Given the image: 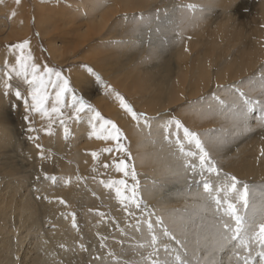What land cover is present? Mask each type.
<instances>
[{"label":"rangeland","instance_id":"1","mask_svg":"<svg viewBox=\"0 0 264 264\" xmlns=\"http://www.w3.org/2000/svg\"><path fill=\"white\" fill-rule=\"evenodd\" d=\"M88 1L89 0L71 1L73 5L69 4L68 8L66 6L67 10L68 9L70 10V14H69V17L66 19L67 21L64 19L65 22L63 19L61 20L57 15H55L54 21H56V22L53 21V22L49 23V21H47V23H45V22L43 23V18L41 19L40 17H37L38 12H36V11H38V9L39 10H41V9L45 10L48 8L52 9L51 7H53L52 10H54V7H55V9H58L59 7L65 8L64 2L66 3V1L63 2L62 0H59V1L58 0H19V3H18L19 6L20 5L23 6L22 8H19V12H18V16L21 19V21H20V24H18L17 27L15 28L16 30H12L10 28L11 27L10 24H11V20H12L11 18H13V14L10 11V6H8V4H7L8 2H6V0H0V23H2L4 26L3 27L4 29H2V30L0 29V123H1L0 124V152H2V151L9 152L11 149H15L13 146L6 144L10 138V141H13L14 143L18 142L19 146L15 150L16 151L18 150L17 151L18 155L22 159H26L25 161L23 160V163H25V164L19 162L22 166L17 167V170L19 169L18 171L21 170V171L25 172V173L22 172L21 174H19V177L22 175L21 178L19 179V181L17 179L15 180V177H13V176H11L13 179H10L9 181L6 180L7 178H6V175L4 176V174H5L4 171L9 172L10 169L8 168V166L10 164L9 163L8 164H1V166H0V186L4 187V185H5V187L0 188V191H4L3 192L4 194L0 196V198H2L3 200L0 199V202L4 201L3 204L6 205V207H7V203H8L7 208L12 210V213L14 212L12 215L11 211L10 210L8 211L6 208L7 212L5 211V214H4V217L7 219V225H6L5 231L10 232V230H11L14 232L13 229H9V228H10V226H12V224L16 225V222H18V218H20L19 215L21 216V214H20L21 212L17 211V208L15 206H12L11 204H12V202H14V200L19 202L20 201L19 197H21L23 192H25V193H27V195L31 196L30 201L32 202V200H33L34 203L36 202L35 204H36V207L38 208L37 212H39L37 214L39 216H37V215L36 216L38 217V227H40V228L38 229V227H36L38 229L39 233L36 234L35 238L38 237V234H39V236L43 234V230L50 226L47 224L51 223L50 222L51 220H55V215L57 212H59V209H61L60 207H62L61 212H65V210H66L65 213L68 212L67 213L68 215H65V216L71 215V216H69L70 218L68 219V221L70 222L72 227H73L72 213L75 214V223H76L79 231H81L80 228L82 227V224L84 223V217H82V212H80L81 210L79 209L78 205L80 207H83L82 209L85 210V212H84L85 215L90 213L91 215L96 216L95 219L89 223L90 227H95L98 230V232L101 233L102 235L107 233V235L109 237H111V239H114V236L117 235L118 238L120 239V241H119V243H117L115 240H113L112 241L113 243H109L107 251L100 252V254H98L94 258L91 257L90 261H89V259L87 261H86V259H83L82 262L83 263L87 262V264H103V263H105L104 260H106V259H104V256L108 255L109 259L112 258V262L114 260V261H116L115 264H117V261H119V264H121L120 260H118V259L115 260V258H113L112 255L110 256L109 253L110 252L112 253V251L115 249L117 244H119V246L122 247L124 242H125V239H123L125 234L120 231L121 228H120L119 224L124 222L125 224L135 225L137 219L142 218L141 209H143L144 205H147V204L145 203L146 200H144L143 195L140 191V187H141V185H143L141 177L143 174L146 173L147 168H146V165L143 166V165H139V164L135 163V160H136L135 157H137V155L140 153V152H138V150L141 149V146L139 143H142V141H144V136H142L140 138V137H135V135H133L132 140L129 141L128 137L126 136L124 130L121 127V123H124L127 121L130 123L132 122V124H135V125L138 123L136 121H134L131 118V116L128 113H126L120 107V103H119L118 99L116 98V94L123 96L125 98V101L127 103H129L137 113L146 114V116L149 118L148 125L145 126L143 121H140L139 124H142L141 126H143L147 129L146 130L147 139H151L152 135L155 134L154 139H158L157 141L160 140L159 143L165 144L168 147L169 152L176 154V155L179 154L177 152V150L175 149V146H174L175 136H172L173 138L171 137V139L174 140L173 144H171L172 146L167 141L164 140V135L166 134L164 132V123H166L172 117H175L176 119L180 120L190 130L195 131V132L197 131V133L200 134L201 139L203 138L202 140L206 141V137L209 136L207 134L209 131L208 132L206 131L209 129L208 126L210 124H212V125L219 124L223 120L222 112L220 109L221 106L217 103V101H215L213 99H211L213 102H211V101L208 102V101H204L202 98L199 100H195V98L198 96L201 97L203 92H205V90L207 91V89H209L210 85H212L213 84L212 82H214V81L218 80L217 81L219 83V84H217L218 89L222 87V85H220L221 84L220 81L222 80V77H223L222 73L217 72L215 75L211 74V73L215 72L216 69L219 68V65L223 62L224 58L226 57L225 53L227 50H229V49H232L233 51L235 49L242 50L244 48V46H242L243 44L251 43V45L253 44L252 45L253 50L247 49L248 51L247 50L243 51V54H242L243 56L241 55V58H240L241 62H243V64H244V67L247 68V69L245 68V71L250 72V69H252L253 66H255L257 61L258 62L260 61L259 64L257 65V67L261 63H264V60H263V58H264L263 57V55H264V9L261 10L262 8H264V0H256L257 1L256 5L255 6L253 5V8L250 6V4L253 3V2H251V0H239V3L236 5V8H234L231 12L232 14H234V18L232 19L231 23L233 24L232 30H235V31H233V33L235 35L232 33V36L230 34L228 37H226V35L229 32L226 30L227 25L224 23V21L222 20L221 17H218V18L214 17L212 15L211 10H210L212 8L213 9L215 8L216 13H220V10L223 8L226 0H124V3L121 2L123 0H120V1L119 0H105L104 2H103V0H100L104 3L103 5H105V6H103L102 11H100L101 13L104 10L107 12L110 11L112 13L113 11L110 8L113 7V9H114L116 2H119V3H117V5H121L122 8L119 6V8H121V9H123V7L127 6L130 10V8H132L133 6H139L136 9L131 11L132 13L136 12L137 15H136V13L132 14L131 16H128L131 19L128 18L127 19L128 21L122 20V22H121V19L119 22V19L117 18V16H118V14L122 15L123 10L122 11H121V9L119 10L117 5L115 8L116 10L114 9L116 11L115 12L116 14L113 12L115 14L114 15L115 17L113 16L115 18V19H113V21L116 22V19H117V21L119 22L117 24L114 22L115 28L117 27L118 30H120L119 28H121V31L122 30H124L126 32L128 31L127 33L131 32V34H135V33H138L142 29H147V30L150 29L148 32L153 30L152 23H154L155 20L151 22V19L149 20L147 17H144V20H139V19L133 20L132 19L134 16L139 17L140 15H143V14H141L142 12L145 13L147 11V12H149L148 14L153 13L155 17H157V15H159L167 21V23L163 24L162 28H157L159 30L156 29V32L154 31L157 35L162 34L161 36L163 37V39H161L160 35H158V40H152L153 42L151 41V38H148V40H149V41L147 40L148 45L142 50L139 49L140 51L139 50L134 51L131 48L133 46L138 47L139 44L138 43L136 44L134 42H133L134 44H132L131 39L127 38L126 32H124V34H126V36L123 38H115L113 40L110 39L109 41H98L99 38L97 37L98 36L97 34H99V33L97 32V34H96V31H99L98 30L99 25H98V27H96V25H94V22L93 23L91 22L93 24V25H91L90 21L88 22V20H86V17H85L86 16L85 13L91 14L90 11H92L90 2L88 3ZM126 4H128V5H126ZM151 4L154 5L152 8H150ZM187 4H195L198 6V9L195 12V14L190 13L186 8L183 7ZM74 5H75V7H74ZM35 6H37V9ZM88 6L90 7V10H89ZM100 8L97 7V9H99V10H100ZM61 9H63V8H61ZM200 9H202V10H200ZM79 10L81 11L82 14L79 13L80 12ZM76 11H78V12H76ZM117 11H118V13H117ZM119 11H121V13ZM52 13H53V11H50V14H52ZM75 13H78L80 16V18L77 17V19H79V20H76V21L79 24L77 25V23H76V26H75L76 21L73 22V20H72V19L75 20V16H73V15H76ZM138 13H140V14H138ZM71 14H73V15H71ZM94 14L99 15L100 13H99V11H96V13H94ZM104 14H102L103 17L101 16V14L99 15V17L104 18V16H105ZM55 18H56V20H55ZM171 18H173L174 21L170 20ZM80 20H81V22H79ZM39 21L41 22L40 24H38ZM60 21H62V22H60ZM124 21L126 24L124 23ZM8 22L10 24H8ZM66 22H68V24ZM96 22H98V20ZM35 23L37 24V26ZM99 23H97V24H99ZM231 23H228V24H231ZM45 24H46V28H45ZM47 24H48V26H47ZM69 24L71 26H73L75 29L78 26H82V25H84V26H82L84 28L81 27V28H79V30L76 29L73 31V30H71V28L73 29V27H70ZM120 24L121 25L125 24V25H123V27H122V26H120ZM215 24H217V25H215ZM242 25H243V27H242ZM8 26H9V28H8ZM86 26L90 27V29L92 28V31L90 30L88 32ZM94 26L96 27V29H94L95 28ZM149 26H151V27H149ZM43 27L45 28V30L48 34L43 31V29H44ZM239 27H240V29H239ZM49 28L53 29L52 31L54 33L52 31H49ZM193 28L195 30H193ZM244 29H245V31H244ZM15 31H16V33H15ZM78 31H79V33H77ZM6 32H9L12 36ZM49 32H52V33H49ZM101 32H102V30H101ZM73 33L76 36H82V37H85L86 34H87V36L95 34V36L97 37L96 41L98 43L95 42L93 39L91 41V45L93 43H94V45L93 46L90 45L92 48L91 47L89 48V46L80 47L78 49V51L75 53V55H72L69 52L71 49L74 48L73 47V46H75L74 41H75V39H77L75 36L73 37V35H74ZM115 33L117 34V31H115ZM248 34L250 35V37ZM5 35L7 38L5 37ZM22 35H25V36L23 37ZM54 35H55V38H54ZM214 36H216L215 37L216 39L214 38ZM237 36H238V38H237ZM210 37H212V38H210ZM9 38H11V40ZM226 38H230V40L227 41ZM119 39H123V41L119 40ZM127 39L130 41L128 42ZM235 39H237V40H235ZM60 40H61V47L59 46V48H58V45H60L59 44ZM247 40H249V41H247ZM24 41L29 42L28 43L29 49L28 48L24 49V53L27 54L30 52L32 54V56L34 57L33 62L36 63L37 65H39L41 67V69L43 68L44 65H47L48 67L54 69L55 71H59L61 73V75L69 81V87L72 89V91L69 93H66L65 97H64L66 107L63 108L62 111L64 112L65 123H64V125H61L59 120H57L54 117L53 118L54 122L52 123V127H51V134L46 133V130L48 128V123H49V121L47 119L42 118L38 113L30 112V111L26 110L24 100L27 99L28 103H30V105H31L32 100H31L30 92L32 89L26 83H24L22 78L17 79V80L19 82H21V84H23L24 87L16 86V84L14 85L10 81L11 85L13 84L12 86L14 88L12 87L11 88L12 90L11 89L9 90L8 95L4 94L5 89L3 88V81H4L5 77H4L3 73L5 70L4 69L5 62H7L9 65L15 64L16 57L18 55H20V52L14 46L17 44H21ZM111 42H112V44H111ZM150 43H153V44L151 45ZM170 43L173 45V47H171V48H173V50L170 52H167V53H162V55H169L170 54L169 57L171 58V64L179 65L181 67H180L179 71L175 72V75L173 78V83H172V86H173L172 88L174 91H173V94L171 93L172 95H170V97H169V101H171V102L176 101L175 107H173L172 109H167L166 112L163 113L162 117H160V116H157L156 114L151 115V113H149L147 111L149 106H151L152 103H156V102L145 101V103H144V100L142 101L138 97H141L142 93H143V95L150 94L149 85H148V83H147V85L145 84L146 83L145 80H147L146 76L148 75L147 66L149 67V65L152 66L153 64H155L156 63V56L161 55L160 51L162 50V48H165L162 45H168ZM228 44H230V45L232 44L231 47H226V45H228ZM54 45H57V46H55V49H53ZM194 46H195V48H194ZM67 48L69 49V52L66 51ZM96 48H98V49H96ZM63 51L65 53L68 52V54L67 55L64 54ZM92 51H93V53H89ZM144 51H146V53H144V54L140 53V52H144ZM51 52H53L54 55L55 54L57 55V57H58L57 60L59 59V61L54 59V55ZM115 52H120L121 54L120 53L116 54ZM132 53H134V55H136V54L141 55L140 56L141 58L138 57L136 61H134L133 63L131 62V65H133L134 68H132L131 65L129 66V68H130V70L132 69V71H130L129 69L124 70L123 73L124 74L126 73L125 75L123 73H121L119 75H115V74L111 75L110 74L111 75L110 76L111 81L107 80V78L104 77L106 75V73H104V71H106L107 74H109L111 72L109 69L112 68L110 66L114 65L113 62L114 63H115V61H117L118 63L123 62L126 55H128V56L130 55L129 57L135 58V56L132 55ZM117 55H119V56H117ZM122 55H124L123 56L124 58L121 57ZM172 55H174L175 57ZM86 56H87V58H86ZM111 56H113L115 58H112ZM116 57H118V58H116ZM142 57L144 59H142ZM173 57H174V59H177L178 61L174 60ZM88 58H89V60H88ZM91 58H93V60ZM103 58H105L104 62H103ZM85 59H87L88 61L87 60L85 61ZM221 60H222V62H221ZM262 60H263V62H262ZM99 61H101V62H99ZM107 61H108V63H107ZM109 62H110V64H109ZM204 63H207V64L205 65ZM107 64H109L110 66ZM140 64H142V65H140ZM210 64L212 65V68H211ZM95 66H98V67H95ZM106 66H107V68L109 67V69H107ZM203 66H205L206 68ZM232 66H233V68L235 67L234 64ZM257 67L254 70H251V72L249 74L253 73L257 69ZM243 68L239 69V71L243 72ZM89 69H91L92 71L89 72ZM99 69L102 70V73L100 71H98ZM263 70H264V67H263ZM135 71L138 72V74ZM130 72L131 73L133 72V73L131 74ZM143 72H144V74H143ZM158 72L159 71L156 69L152 70L153 74L157 75ZM178 72H180V73H178ZM200 74H202V76ZM97 76L100 77L99 81L96 79ZM128 76H130L136 84H134L133 81H131V78ZM196 76L199 78H196ZM204 77H206V78H204ZM188 78H191V79H188ZM14 79H16V78H14ZM14 79L12 81L15 82ZM123 79H125V80H123ZM52 80L55 81L56 77L53 76ZM83 80H84V82H83ZM117 80H119V81H117ZM122 80H123V82H122ZM174 80L176 81V83ZM119 82H120V84H119ZM126 82L131 83V84H127V86H126L125 85ZM242 82L243 81H241V85H242ZM113 83H116L117 85L113 84ZM132 83H133V85H132ZM218 85H219V87H218ZM15 86L17 89L15 88ZM130 86H133V87H130ZM176 87H178V88H176ZM253 87H256L255 90L249 91V89L253 88ZM239 88H241V90H243V91L245 90V92L248 95H251V94H254L255 92L261 91L258 88V86H254V85L251 86L250 84H245V83L242 86H240ZM155 89L156 88H153V90H155ZM16 90H19L21 92L20 98H17L16 95L14 94ZM56 90H58V89H53V88L49 87L48 91L51 94V96H50V99H49L46 107H50L51 104L53 103ZM132 91L135 93H133ZM191 92H192V94H191ZM24 93H26V94H24ZM136 93H138V94H136ZM139 93L141 94V96ZM193 93H195V94H193ZM73 94L76 95L77 98H82L84 101H86L87 104H90L96 111H98L101 114V116L104 119L113 121L124 133V136L126 137V139L122 140L121 142L126 146V148L131 152V155L133 156V160L128 161V163L135 165L136 172H137V178L140 181V187L138 189L139 198L142 199V201H143V203L141 205V209H137V208H135V206H132L130 208V211L135 214L134 216L129 215L128 212H126L122 208V206L120 205V203L118 202V200L116 198L115 191L113 189L106 188L103 184L100 183V181H102V180L107 182L109 180H120V179L127 180L129 185L134 183L130 177H124L122 173L116 172L115 168L111 166L113 164V161H118L121 158L127 159V156L125 153H120V152L115 151V142L110 141V140L109 141L98 140L94 136L91 135L92 126L89 123V119H90L91 115H94V113H88L87 109H85L84 112L79 113L80 118L79 119L76 118V114L74 113V110L72 108V103H73L72 102V95ZM176 95H178V96H176ZM181 97H185V99L182 102L183 104L180 102L177 103V101H178L177 99H179ZM132 98H135V99H133L134 101L132 100ZM186 100H187V102H186ZM202 102H204V106L198 105ZM136 103H137V105H136ZM195 103L197 104V106H195ZM208 103H214V105H215V109L212 110L213 112L211 114H210L211 108L214 106L212 104V107H211V104H208ZM139 105L140 106L142 105L144 108L142 106L141 107L144 110ZM110 106H112V107H110ZM107 110H110V111L107 112ZM114 111H117V112H114ZM214 111H215V113H214ZM258 111H260V109L257 110V112ZM109 112H111V113H109ZM257 112L254 111L251 114L253 116H255ZM206 113H208V114H206ZM164 114H165V116H164ZM181 114H182V116H181ZM212 114H213V117L210 116ZM34 115H35V118H34ZM186 115H187V117H186ZM204 115H205V117H204ZM25 117H27V119H25ZM125 117H126V119H125L126 121L123 119ZM192 117H194V118H192ZM206 117L209 119L207 120ZM158 118H160V119L158 120ZM214 119L217 121L219 120V121L217 122ZM151 120L152 121L157 120L154 122V124H157V127H155V128L153 127V129H152L155 131V133H154V131L149 129L150 125H152V123L150 122ZM161 120L163 121V123L161 122ZM158 121H160L161 123H156ZM211 121L212 122L214 121L215 124L212 123ZM95 123L97 124V127H99L100 122L97 121ZM190 123L191 124L193 123V124L191 125ZM65 127H67L69 130V135H68L67 139L65 138V133H64ZM197 127H199V128L197 129ZM29 128L34 129V131H29ZM8 129L13 134L10 133L8 131ZM150 130H151V132H149ZM171 131L174 132L175 129L173 128ZM201 132L204 134L205 137L203 136V134H201ZM4 134H6V135H4ZM206 134H207V136H206ZM179 135L182 138L183 132L180 131ZM33 137H36L37 139H32ZM133 140H135V141H133ZM138 140H140V141H138ZM204 144H205L206 150L209 151V148H207V146H206L207 142L206 143L204 142ZM37 145H40V147L38 148ZM134 145H136L137 148H136V146L134 147ZM105 148H112L113 152L112 153L104 152L103 149H105ZM92 152H97L99 154L98 159H93V157L91 156ZM134 153H136L137 155ZM209 153H210L211 157L214 159V161L217 163V166L222 170L223 173L234 175L233 173L229 172L224 167H222L220 164H218L217 158H215V156L211 152H209ZM179 158H180V156H179ZM179 160L182 163V159L180 158ZM13 161H15V160H13ZM105 163L109 164L110 167L104 168L103 165ZM13 164H17V163H13ZM182 165H183V163H182ZM154 172L152 175H155L159 178H161V177L165 178L163 175L159 174L158 172H155V173ZM7 174H9V173H7ZM53 176H55L57 178L56 183H53L51 179L46 178V177H53ZM234 176H236L239 180L244 181L242 178H240L241 176H239V175H234ZM7 177H9V176H7ZM78 177H79V179H77ZM195 180L198 181L199 177H196ZM165 181L166 182H164L163 184L165 185V188H166V186H168V185H173V182L175 180L173 178H170L169 180L165 179ZM176 181L179 182L181 185L183 184L182 187L186 186L188 191L190 190V188H192L194 186V180H193V176L191 173H185L183 179H179V181L178 180H176ZM247 183L251 184L250 182H247ZM18 185L21 188L23 187L25 190L18 193V191H20V190H18L19 189ZM23 188H22V190H23ZM11 189H14V190L12 191ZM7 191H8V195H7ZM15 191L17 192L16 194H14ZM11 194H13V195H11ZM55 194H56V196H54ZM13 196H14V198H13ZM17 198H19V199H17ZM7 199H8V201H7ZM61 199L64 200L66 203H64V204L56 203V202H60ZM53 200H55V201H53ZM56 200H59V201H56ZM42 202L43 203L45 202L44 204H46V206H44L43 208L41 206ZM52 202H55V204L59 207V209L56 206L53 207V209L51 211L52 213H50V215H51L50 216L49 214H47V212L45 213L42 210H45L46 207H51L48 205H50V203L52 204ZM14 203H16V202H14ZM147 208H148V206H147ZM63 209H64V211H63ZM148 210H150V209H148ZM101 213L104 214L103 217H101V215H100ZM46 215H48V217ZM98 215H99V217H98ZM42 216H43V218H42ZM49 217H51V218H49ZM131 218H134V219L131 220ZM21 219L23 220V218H21ZM89 219H91V218L89 217ZM102 220L105 221L103 228L105 230L109 229L108 231H104L105 233L101 232ZM113 220H114V222L116 220V222L114 223ZM34 228L35 227H33V229ZM99 228H100V230H99ZM8 236L10 237V233ZM79 236H80L79 233H75L76 239H78ZM76 247L78 248L79 245L77 244ZM73 249H75V248H73ZM79 252L82 255H78L76 253L74 256L80 257V260H81L83 258L84 252L81 250H79ZM59 253L57 255L55 254L54 258H55V263L61 264L63 261L61 258L58 257ZM8 255H9L8 256L9 259H12V262H11L12 264H15V262L16 263L22 262L21 253L19 255L16 253H14L13 255H11V254H8ZM18 260H20V262ZM131 260H129V261L136 263L135 260H133V261H131ZM67 261H68V259H67ZM88 261H89V263H88ZM63 264H67V263H63ZM254 264H259V257H256Z\"/></svg>","mask_w":264,"mask_h":264},{"label":"bare ground","instance_id":"2","mask_svg":"<svg viewBox=\"0 0 264 264\" xmlns=\"http://www.w3.org/2000/svg\"><path fill=\"white\" fill-rule=\"evenodd\" d=\"M62 1L63 2L66 1V3L64 2L65 8L64 7H59L58 9H55V7H54V10H52L53 7H51L52 9H49L48 8V9H45V10H43V9L39 10L38 9V11H36V12H38L37 13V17H40L41 19L43 18V23L44 22L47 23V21H49V23L53 22L55 15H57L61 20L62 19L63 20L64 19L66 20L69 17V14H70V10L68 9L69 10L68 11L67 8H68L69 4H72L71 1H74V0H62ZM104 1L105 0H103V2ZM6 2H8L7 4H8V6H10V11L13 14V18H11L12 19L11 20V24L9 22H8V24H10V26H11L10 28L12 30H16L15 28L17 27L18 24H20V21H21V19L18 16L19 8H22L23 6H21V5L19 6V4L15 0H6ZM89 2H90V5H91V8H92L91 10L94 13H96V11H99V13L102 16V14H104L106 12L104 14L105 15L104 18L99 17L100 14L99 15H95L92 11H90L91 14L90 13L89 14L88 13H85V15H86L85 17H86V20H88V22L89 21H90V23L91 22L92 23L94 22V25H96V27H98V25H99V29H98L99 31H96V34H97V32L99 33V34H97L98 35L97 37L99 38L98 41H109L110 39L113 40L115 38H123V37L126 36V34H124V32H126V31H124V30L121 31V28H119L120 30H118L117 27L115 28V24H114L115 21H113V19H115L114 18L115 17L114 15L116 14L115 13L116 12L115 11L116 10L115 8H116L117 3H119V2H116L115 6H114L115 7L114 8L115 10L113 9V7L110 8V9H112V11L115 14L113 12L111 13L110 11L107 12L105 10L101 13L100 11H102L103 6H105V5H103L104 3L102 1H100V0H89L88 3ZM121 2L124 3V0L121 1ZM251 2H253V3L250 4V6L253 8V5L255 6L257 1L256 0H251ZM238 3H239V0H226L223 8L220 10V13H216L215 8L214 9L213 8L210 9L211 12H212V15L214 17H216V18L221 17L222 20L224 21V23L227 25L226 30L229 31V32L226 35V37H228L230 34L232 36L233 31H235V30H232L233 24L231 23V21L234 18V14H232L231 12H232V10L234 8H236V5ZM126 5H128V4H126ZM66 6H67V8H66ZM119 6L121 7V5H117L118 8H119ZM150 6H151L150 8H152L154 5L151 4ZM35 7L37 9V6H35ZM74 7H75V5H74ZM97 7H99V8L101 7L100 10L97 9ZM137 7H139V6H133L132 8H130V10H129V8L127 6L126 7H123V9H121L122 7L119 8V10L120 9H121V11L123 10L122 11V15L118 14V16H117V18L119 19V22H120V19H121V22H122V20H126L125 17L129 18L128 16H131L132 14H135L136 12L135 13H132L131 11L134 10V9H136ZM61 8H63V9H61ZM88 8L90 10V7L89 6H88ZM263 9L264 8H262L261 10H263ZM50 11H53V13L50 14ZM121 11H119V12L121 13ZM76 12H78V11H76ZM79 13L82 14L81 11ZM117 13H118V11H117ZM148 13L149 12L146 11L145 13L142 12L141 14H143L144 17H147L149 20L151 19V22L155 20V22L152 23L153 30H151L150 32H148L150 29L149 30L142 29L140 31L138 30L139 32L138 33H135V34H131V32L130 33H127L128 31L126 32L127 33V38L128 39H131V43L132 44H134V43H136V44L138 43L139 44L138 47H135V46L131 47L134 51H137L139 49L140 50L144 49L148 45V42H147L148 38H151V41L152 40H158V35H160V34L157 35L155 33L156 32V29L157 28H162L163 27V24L164 23H167V21L163 17L160 16V19L158 20V19H156V17L154 16L153 13L152 14H148ZM73 14H71V15H73ZM75 14L76 15H73V16H75V20L71 18L73 20V22L76 21V20H79V19H77V17L80 18V16H79L78 13H75ZM138 14H140V13H138ZM136 15H137V13H136ZM129 19H131V18H129ZM55 20H56V18H55ZM65 20H64V22H65ZM97 20H98V22H96ZM170 20H173V18H171ZM54 22H56V21H54ZM60 22H62V21H60ZM79 22H81V20ZM119 22L116 19V22L115 23L117 24ZM40 23L41 22L39 21L38 24H40ZM66 23L68 24V22H66ZM76 23H77V21L75 22V26H76ZM92 23H91V25H93ZM97 23H99V24H97ZM124 23H125V21H124ZM228 23H231V24H228ZM78 24L79 23H77V25ZM121 24H120V26L123 27V25H125L126 23L123 24V25H121ZM217 24H215V25H217ZM36 26H37V24H36ZM47 26H48V24H47ZM82 26H84V25H82ZM82 26H78L76 29L79 30V28H81ZM3 27H4L3 24L0 23V29L1 30L4 29ZM70 27H73V26L70 25ZM96 27L94 29H96ZM149 27H151V26H149ZM242 27H243V25H242ZM8 28H9V26H8ZM45 28H46V24H45ZM45 28L43 29V31L45 33H47L46 30H45ZM82 28H84V27H82ZM76 29L74 27H73V29L71 28V30H73V31L76 30ZM239 29H240V27H239ZM52 30L53 29L49 28V31H52ZM90 30L92 31V28L90 29V27H87V31L89 32ZM101 30H102V32H101ZM193 30H195V29L193 28ZM115 31H117V34L115 33ZM244 31H245V29H244ZM52 32H49V33H52ZM6 33H9V32H6ZM15 33H16V31H15ZM77 33H79V31ZM161 35H160V37H161V39H163V37ZM22 36L24 37L25 35H22ZM74 36L77 38V39H75L76 42L74 41V43H75V46H73L74 48L72 47L73 49H71L70 52H69V49L68 48L66 50V51H68L72 55H75V53L78 51V49L80 47L89 46V48H90L91 46H93L94 43L91 45V41L93 39H94L95 42H97L96 41L97 37L95 36V34H92L90 36H87V34H86L85 37L76 36L75 34L73 35V37ZM5 37H6V35H5ZM215 37L216 36H214V38ZM249 37H250V35H249ZM54 38H55V35H54ZM210 38H212V37H210ZM237 38H238V36H237ZM9 39L11 40V38H9ZM128 39H127V41L129 42L130 40H128ZM119 40H122L123 41V39H119ZM226 40L229 41L230 38H226ZM235 40H237V39H235ZM247 41H249V40H247ZM112 42H111V44H112ZM59 44L60 45L57 44L58 45V48H59V46L61 47V40H60V43ZM150 44L152 45L153 43H150ZM57 45H54L53 46L54 47L53 49H55V46H57ZM231 45L228 44V45H226V47H231ZM252 45H251V43L243 44L242 46H244V48L242 50L235 49L233 51L232 49H229V48H228L229 50L226 49L227 50L226 53H225L226 57L224 58L223 62L221 60L222 63L219 65V68L217 67L218 69H216L215 72L211 73V74H214V75L217 72L222 73V76L223 77H222V80L220 81V83H221L220 85H222V87L218 89L217 88V84H219L217 82L218 80L217 81H214V82H212L213 83L212 85L209 84L210 85L209 89H207V91L205 90V92H203V94H202L201 97L200 96L196 97L195 100H199V99L202 98L204 101H208V102L211 101V102H213L211 99H212L213 94L215 93V94L219 95L222 100L226 101L227 105H229V106H231L234 102H237V97L234 94L235 93V88H239L240 86H242L244 84L243 82L248 81L250 78L256 77L258 79L259 78V74H260L261 70H263V67H264V63H261L257 67V65L260 62V61L259 62L257 61L256 64L254 63L255 66L252 65L253 68L250 69V72H251V70H254L257 67V69L253 73L249 74L250 73L249 71H245V68L246 67H244V64H243V62H241L240 58H241V55L243 54V51H246L247 49L248 50H253ZM162 46H164L165 48H162V50L160 51V54L161 55H157L156 56V63L153 64L152 66H150V65H149V67L147 66V71H148L147 73H148V75L146 76L147 80H145L146 81L145 84L147 85V83H148L149 88H150V94L143 95V93H142V96H141V94L139 93L141 97H138L142 101L144 100V103H145V101H148V102H150V101L151 102H156V103H152V105L149 106V108L147 109V111L149 113H151V115L152 114H156L157 116H160V117H162L163 113H165L167 109H172L173 107H175L176 101L175 100H174L175 102L169 101V97H170V95L173 94V91H174L173 88H172L173 87L172 86V83H173V78H174L175 72L176 71H179V69L181 67L179 65H173V64H171V58L169 57L170 54L169 55H162V53H167V52L172 51L173 48H171V47H173V45L170 43L168 45H162ZM194 48H195V46H194ZM96 49H98V48H96ZM68 52H66V53L64 52V54L67 55ZM51 53H53V52H51ZM89 53H93V51L92 52H89ZM115 53L117 54V53H120V52H115ZM140 53L141 54H144V53H146V51L140 52ZM53 55H54V53H53ZM132 55H134V53H132ZM113 56H111V57L112 58H115ZM117 56H119V55H117ZM123 56L124 55H122L121 57L124 58ZM129 56L126 55L125 56V59L123 60V62H120V63H118L117 61H115V63L113 62L114 65H112V66L109 65L110 64V62H109V64H107V65H109L112 68L109 69V67L107 68V66H106V68L109 69L111 72L109 74H107V72L104 71V73H106V75L104 77H106L107 80L111 81V77H110L111 75H113V74L119 75V74L123 73L124 70H127V69L130 70L129 66L131 65V62L133 63L134 61H136L137 58L140 57L141 55L136 54V55H134L135 58H131ZM172 56H174V55H172ZM174 57H173V59H174ZM263 57H264V55H263ZM57 58L58 57L55 54L54 55V59L57 60ZM86 58H87V56H86ZM89 58H88V60H89ZM116 58H118V57H116ZM91 59L93 60V58H91ZM104 59L105 58H103V62H104ZM142 59H144V58L142 57ZM86 60L87 59H85V61ZM174 60H177V59H174ZM263 60H264V58H263ZM263 60H262V62H263ZM57 61H59V59ZM99 62H101V61H99ZM107 63H108V61H107ZM204 64L206 65L207 63H204ZM233 64L235 65L234 68L232 66ZM140 65H142V64H140ZM95 67H98V66H95ZM131 67L134 68L133 65H131ZM203 67H205V66H203ZM211 68H212V65H211ZM242 68H243V72H240L239 69H242ZM153 69H156V70L159 71L157 75L152 73V70ZM98 71H100L102 73V70L99 69ZM130 71H132V69ZM136 73L138 74V72H136ZM178 73H180V72H178ZM143 74H144V72H143ZM200 75L202 76V74H200ZM128 77H130V76H128ZM196 78H199V77L196 76ZM204 78H206V77H204ZM188 79H191V78H188ZM14 80H15V82L14 81H11L14 85L16 84V86L24 87V85L21 84V82H19L17 79H14ZM123 80H125V79H123ZM123 80H122V82H123ZM117 81H119V80H117ZM131 81H133V83L136 84L134 82V80H132V78H131ZM241 81H243L242 82V85H241ZM83 82H84V80H83ZM133 83H132V85H133ZM175 83H176V81H175ZM113 84H116V83H113ZM119 84H120V82H119ZM127 84H131V83L126 82L125 85L127 86ZM16 86H15V88H16ZM251 86H253V85H251ZM130 87H133V86H130ZM153 88H156V89L153 90ZM176 88H178V87H176ZM133 93H135V92H133ZM24 94H26V93H24ZM136 94H138V93H136ZM191 94H192V92H191ZM193 94H195V93H193ZM176 96H178V95H176ZM250 96L253 97L254 99L255 98H258V99L264 100V93H262L261 91L255 92L254 94H251ZM133 99H135V98H132V100ZM184 99H185V97H181V98L177 99L178 100L177 103L178 102L182 103ZM186 102H187V100H186ZM208 104H211V107H212V104L214 106V107L211 108V111H210V114H211L213 112L212 110L215 109V105H214V103H208ZM29 105H30V103H29ZM136 105H137V103H136ZM198 105L204 106V102H202V103H200ZM195 106H197L196 103H195ZM110 107H112V106H110ZM257 110H259V108H257L255 111L257 112ZM108 111H110V110H107V112ZM114 112H117V111H114ZM221 112H222L223 120L219 124H215L214 121L213 122L211 121L215 125L210 124L208 126L209 129L206 130L207 132L209 131L207 133L209 136H207V134H206L207 137H206V141H204V142L205 143L207 142L206 146H207V148H209V152H211L215 156V158H217L218 164H220L222 167H224L229 172L233 173L234 175L241 176L240 178H242L246 182H250L251 184L264 185V154H262V153H264V124L259 123L258 120H257V117H259V115H260V111H258L255 116H253L252 114H250V118H249V121H248V124H249V128L248 129H245L242 126H239L237 121H234L233 119H231L230 116H229V114H228L227 108H225L224 111H221ZM109 113H111V112H109ZM214 113H215V111H214ZM206 114H208V113H206ZM164 116H165V114H164ZM181 116H182V114H181ZM210 116L213 117V114L210 115ZM186 117H187V115H186ZM204 117H205V115H204ZM34 118H35V115H34ZM192 118H194V117H192ZM123 119L125 120L126 117L123 118ZM159 119L160 118H158V120ZM208 119L209 118H207V120ZM155 121H157V120H153V121L151 120L150 121L152 123V125H150L149 129L152 130L153 127L154 128L157 127V124H154ZM215 121H217V120H215ZM161 122L163 123L162 120H161ZM161 122L158 121L156 123H161ZM141 125L142 124H136L135 125V124H132V122L130 123L128 121L127 122H124V123H121V127L124 130V132H125L126 136L128 137L129 141L132 140L133 135H135V137H140V138L142 136H144V141H142V143H139L140 146H141V149L138 150V152H140V153L138 155L136 154L137 152L134 153V154L137 155V157H135L136 158L135 163L136 164H139V165H143V166L146 165V168H147L146 169V173L143 174L142 177H141L142 184L143 185H141V187H140V191H141V193L143 195V198H144V200H146L145 203L147 204L148 209L155 211V213H156L157 216L163 217L164 223L172 231H174L176 233V235H177V238L180 241L183 242V246H182L181 244L177 243L175 240H168L167 238H163L164 243H167L169 245V249L170 250L171 249H175L176 251L181 252V254H183V252L186 251L188 253L186 259L191 260L192 261V264H196L197 259H200L201 260V264H204V261L205 260L211 258L209 256L208 249L215 246L214 240H213V234L215 232V228H214L215 218L213 217V215L210 212L201 211L200 208L198 207V205H199V203H201V201L194 196V193L190 195V190L188 191L187 188H186V186L182 187L183 184L181 185L179 182L176 181V180L179 181V179H183L184 178V175H185L184 168L182 167L183 161L181 163V161L179 160L180 159L179 156H178L179 154L176 155V154H173V153L169 152L168 147L165 144H161V143H159L160 140L157 141L158 139H154V135L155 134L152 135L151 139H147V134H146V130L147 129L145 127L141 126ZM199 127H197V129ZM151 130L149 132H151ZM8 131H9V129H8ZM152 131H154V130H152ZM202 132H201V134H203ZM10 133H12V132H10ZM154 133H155V131H154ZM4 135H6V134H4ZM203 136H204V134H203ZM133 141H135V140H133ZM138 141H140V140H138ZM6 144L13 146L15 149H17V147L19 146L18 145V142H15L14 143L13 141H10V138L7 141ZM135 146L136 145H134V147ZM136 148H137V146H136ZM15 149H11L9 152H7V151L0 152V166H1V164H8V163L10 164L8 166V168L10 169L9 172L4 171L5 172L4 176L6 175V178H7L6 180H8V181L10 179H13L11 176L15 177V180L17 179L19 181V179L22 176L21 175L19 177V174H21L22 172H24V171H21V170L18 171L19 169L17 170V167L22 166L19 162L23 163V160L25 161L26 159H22L18 155V152H17L18 150L16 151ZM13 160H15L16 162L13 161ZM13 163H17V164H13ZM23 164H25V163H23ZM154 171L155 172H158L161 175H163L165 178H163V177L159 178V177H157L155 175H152ZM7 173H9V174H7ZM7 176H9V177H7ZM170 178H173L175 181L173 182V185H168L166 183L168 186H166V188H165V185L163 183L166 182L165 179H168L169 180ZM1 187L4 188L5 185H4V187L3 186H0V188ZM18 187H19L18 190H20V191H18V193H20L21 191H24L25 190L23 187H22L23 188V190H22V188L19 185H18ZM193 188H194V186L192 188H190V189H193ZM11 190L13 191L14 189H11ZM16 191H15L14 194L17 193ZM3 192L4 191H0V196L4 194ZM7 195H8V191H7ZM11 195H13V194H11ZM29 196L30 195H27V193L23 192V194L21 195V197H19L20 198V201L18 202V201H15L14 200V202H16V203L12 202V204H11L12 206H15L17 208V211L21 212L20 213L21 216L19 215L20 218H18V222H16V225L15 224H12V226H10L9 229H13L14 232H15L14 233L11 230H10V232L8 231L10 233V237L8 236L9 233L7 231H5L6 230L5 228H6V225H7V219L4 217L6 208L8 207V203H7V207H6V205L3 204L4 201L3 202H0V238H1L0 239V264H12L11 263L12 262V259H9V257H8L9 255L8 254L13 255L14 253H16L18 255L21 253V257H22V259H21L22 262H20V260H18L20 263H16L15 262V264H58V263H55L54 255L55 254L57 255L59 252L60 253H59L58 257L61 258L62 261H63L61 264H63V263H67V264H87V262H85V263L82 262L83 259H86V261L89 259V261H90V258L91 257L94 258L98 254H100V252L107 251L108 246H109V243H113L112 242L113 240H115L117 243H119L120 239L118 238L117 235L114 236V239H111V237H109L107 235V233L104 232V231H108L109 230V229L108 230H105L103 228L104 222H105L104 220H102V222H101V226H102L101 227V229H102L101 232L105 233L104 235H102L101 233H99L98 230L95 227H90L89 223L92 222L95 219L96 216L95 215H91L90 213L87 214V215H85V213H84L85 210H83L82 209L83 207H80L79 205H78V207L81 210L80 212H82V217H84V223L82 224V227L80 228L81 231H79V229L77 227H75V228L72 227L71 224H70V222L68 221V219L70 218L69 216H71V215L65 216V215H68L67 214L68 212L65 213L66 210H65V212H61L62 207H60L61 209H59V207L55 204V202H52L53 205L51 203H50V205H48V206H51L52 208L51 207H46V209L44 208L45 210H42L45 213L47 212V214L50 215V213H52L51 211H52L53 207H55V206L58 207L59 212L56 213L55 220H51V221L49 220L51 223H48L47 225H50V226L47 227V228H45L44 230L42 229L43 230V234L41 233L42 235H40V236L38 234V237L35 238L36 237V234L39 233L38 229L40 228V227H38V217H37V216H39V215H37L39 212H37L38 211V208L36 207V204H35L36 202L34 203L33 200L31 202L30 201L31 200V196L30 197ZM54 196H56V194ZM13 198H14V196H13ZM19 198H17V199H19ZM0 199H2V198H0ZM7 201H8V199H7ZM53 201H55V200H53ZM56 201H59V200H56ZM44 203L43 202L41 203L42 208L44 206H46V204H44ZM56 203H59L60 204V202H56ZM7 210L9 211L10 209L7 208ZM10 211L12 213V210H10ZM63 211H64V209H63ZM13 213H12V215H13ZM46 216L48 217V215H46ZM89 217L91 219H89ZM98 217H99V215H98ZM21 218H23V220ZM42 218H43V216H42ZM49 218H51V217H49ZM133 219L134 218H131V220H133ZM139 219H142V218H139ZM152 219L154 221L155 220V216L152 217ZM113 222H114V220H113ZM115 222H116V220H115ZM119 225H120V228L123 229V233L125 234V236L123 237V239H125V242H124V244H123L122 247H120L119 244L116 245L115 249L112 251V253H113L112 257L115 258V260H117V259L120 260L121 261V264H141V256L142 255L146 256L147 253L151 251V249H141V248L136 247V245H138L139 243L145 242V240L147 239L146 228H145L144 233L142 235L140 232H136L133 227H129L130 224H125L123 222V223H120ZM33 227H35V228L33 229ZM36 227H38V229ZM99 230H100V228H99ZM157 230H159V229H157ZM75 233H79L80 234V236H79L78 239H76ZM102 238H106V239H102ZM102 243H103L104 247H101V244ZM77 244L79 245L78 248L76 247ZM73 248H75L76 250L73 249ZM79 250H81V251L84 252L83 253V258L81 260H80V257L74 256L76 253L78 255H82L79 252ZM230 252H231V244H227V245H225V247L222 250L217 251L215 253V255L217 256V258H223V259H225L226 264H227L228 259L230 257ZM160 255H161V257H163L164 256V253L161 251ZM67 259H68V261H67ZM104 259H106L107 261L104 260L105 263H103V264H115V262H116L114 260L112 262V258L109 259L108 258V255L107 256L105 255L104 256ZM129 260H131V261L135 260L136 263L130 262ZM89 261H88V263H89ZM232 264H235V262L233 261Z\"/></svg>","mask_w":264,"mask_h":264},{"label":"snow or ice","instance_id":"3","mask_svg":"<svg viewBox=\"0 0 264 264\" xmlns=\"http://www.w3.org/2000/svg\"><path fill=\"white\" fill-rule=\"evenodd\" d=\"M16 2L19 3V0H16ZM183 7L192 14H195L198 9L195 4H187ZM156 18L159 20L160 16L157 15ZM125 19L128 18L125 17ZM132 19L144 20V16H134ZM28 43V41H24L14 46L20 52L14 65L5 62L3 73L5 77L3 81L4 94L8 95L9 90L12 88L10 81L14 78H22L24 83L32 89L30 92L31 105H29L27 99L24 100L26 110L38 113L42 118L47 119L49 123L46 133L51 134L54 117L59 120L61 125L65 123L64 112L62 111L66 107L64 97L72 89L69 87V81L59 71H55L47 65H44L41 69L39 65L33 62L34 57L30 52L24 53V49L28 48ZM91 71L89 69V72ZM53 76L56 77L55 81L52 80ZM96 79L99 81L100 77L97 76ZM243 83L258 85L261 92L264 93V70H261L258 79L253 77ZM49 87L58 90L55 91L51 106L46 107L51 96L48 91ZM254 90L255 87L249 89V91ZM14 94L17 98L21 97L19 90H16ZM234 94L237 97V102H234L231 106L227 105L226 101L215 93L212 99L221 106V111L227 108L230 118L237 121L238 125L245 129L249 128L250 114L257 108L260 109L257 120L259 123L264 124V100L254 99L241 88H235ZM116 98L120 103V107L134 121L138 124L143 121L145 126L148 125L149 118L146 114L137 113L125 101L123 96L116 94ZM72 102V108L77 119L80 118L79 113L84 112L85 109L88 113H94L89 119L92 126V136L98 140L115 142V151L126 154L127 159L121 158L118 161H113L111 166L115 168L116 172L122 173L124 177H130L134 183L129 185L125 179L109 180L107 182L102 180L100 183L106 188L113 189L122 208L129 215L134 216L135 214L130 211V208L135 206V208L141 209L143 201L139 198L140 181L137 178L135 165L128 163V161L133 160V157L121 142L126 139L124 133L113 121L104 119L98 111L82 98H77L73 94ZM97 121L100 122L99 127L95 123ZM173 128L175 129L174 132L171 131ZM29 131H34V129L29 128ZM180 131L183 132L182 138L179 135ZM164 132L166 133L164 140L170 145L173 144L170 137L175 136L174 146L183 161L182 167L185 173H191L193 176L194 188L190 189V195L194 193V196L201 201L198 205L201 211L210 212L215 218V232L213 234L215 246L208 249L211 258L205 260L204 264H226L225 259L217 258L215 253L222 250L227 244H231L227 264H232L233 261L235 264H254L256 257H259V264H264V185L249 184L239 180L234 175L223 173L209 151L206 150L200 134L190 130L175 117L164 124ZM64 133L67 139L69 135L67 127L64 128ZM32 139L37 138L33 137ZM37 147L39 148L40 145H37ZM103 151L112 153L113 149L105 148ZM91 156L93 159H98L99 154L92 152ZM103 167L108 168L110 165L105 163ZM196 177H199L198 181L195 180ZM46 178L51 179L53 183L57 181L55 176ZM60 203L64 204L66 202L61 199ZM141 211L142 219H137L135 225H129L142 235L146 228L147 239L145 242L136 245V247L151 249V251L146 256H141V264H192L191 260L186 259L188 255L186 251L181 254L175 249L170 250L169 245L164 243L163 238H167L168 240H175L183 246V242L177 238L176 233L164 223L163 217L157 216L153 210H148L147 205H144ZM100 215L103 217L104 214L101 213ZM154 216L155 220L153 221L152 217ZM72 218L73 227L75 228L77 227L75 214H72ZM121 232L123 233V229H121ZM101 247H104L103 243ZM161 251L164 253L163 257L160 255ZM109 255L111 256L113 253L110 252ZM117 264H119V261H117ZM196 264H201V260L197 259Z\"/></svg>","mask_w":264,"mask_h":264}]
</instances>
